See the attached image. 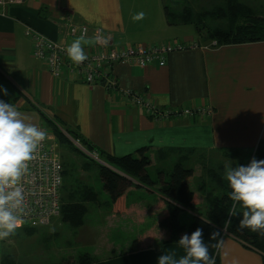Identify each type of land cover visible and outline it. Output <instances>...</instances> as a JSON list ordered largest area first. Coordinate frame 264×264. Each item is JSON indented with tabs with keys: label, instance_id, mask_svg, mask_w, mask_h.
<instances>
[{
	"label": "crops",
	"instance_id": "0c3cea01",
	"mask_svg": "<svg viewBox=\"0 0 264 264\" xmlns=\"http://www.w3.org/2000/svg\"><path fill=\"white\" fill-rule=\"evenodd\" d=\"M213 1L191 0L174 12L162 0H22L0 6V88L7 89V95L0 92V100L12 104L25 120L34 122L38 117L34 125H44L43 116L56 119L110 155L135 156L144 147L151 162L187 155L183 160L193 170L187 183L195 203L205 207L195 213L201 216L218 194L212 174L224 177L225 165L240 166L235 160L245 151L250 152L247 166L258 142L264 140V40L212 44L213 40L198 35L193 24L180 17L170 22L167 16L180 15L187 8L201 12ZM138 12H144L145 18L133 21ZM68 23L87 25L85 50L95 27L108 32L116 45L183 43L186 49L169 53L163 66L116 63L111 70L121 87L161 107H204L211 113L155 119L117 91L85 84L72 72L53 77L44 62L32 55L24 29L30 25L69 45L79 37L66 33ZM133 188L126 189L119 214L131 215L144 225L147 217L154 218L163 198L153 187L144 188L153 195L150 203L129 201ZM166 238L167 231L154 218L143 227L133 249L90 264H157L161 254L176 259L185 254L177 241ZM220 241V264H264L257 250L230 234L224 233Z\"/></svg>",
	"mask_w": 264,
	"mask_h": 264
},
{
	"label": "trees",
	"instance_id": "16d2710c",
	"mask_svg": "<svg viewBox=\"0 0 264 264\" xmlns=\"http://www.w3.org/2000/svg\"><path fill=\"white\" fill-rule=\"evenodd\" d=\"M167 16H169L170 22H175V18L177 17L183 18L184 21L182 22H189L194 25L198 35H202L208 40H215L219 45L264 40V17L257 15L251 6L239 0H225L222 5H217L210 10L193 12L187 8L180 15L169 13ZM209 17H222L227 22L225 26L209 27L205 24V20ZM187 18H191V20ZM43 124L42 126L48 128L55 136L59 146L63 145V147L77 152L79 155L87 158L88 161L94 163L102 183V189L109 196V202L107 203L110 208L112 206L115 211L123 208L124 192L128 187H135L140 184L146 189H153L155 187V190L163 199L160 200L161 206L154 209V218L158 226L167 231V242L178 241L182 235H190L197 228H200L203 232V241L208 246L209 254L215 258V264H220L218 248L214 245L220 241L224 233H227L241 241L244 246L257 250L261 254L262 261L264 262V231L253 232L247 228L243 230L238 228L239 219L242 215L239 205L237 206L238 215L231 217L230 224L227 222L229 219L228 212L232 202L227 198L230 189L223 176L216 173L212 174L217 179L220 194L214 196L204 214L198 216L195 214L197 212V204L194 199V191L187 183V179L192 176L193 170L183 165V158L187 155H181L173 164L171 171L167 174L158 170L157 178L153 179L146 169L151 163V158L146 154L147 149L145 147L138 149V155L136 156L130 154L114 156L96 149L79 132L61 124L56 119L53 120L43 116ZM68 137L77 140L86 150L96 151L102 163L87 157L85 153L73 145ZM60 157L63 171L60 187L59 215L62 217L63 222L72 226H79L82 224L86 209L80 202L65 201L64 203L62 189L66 182L67 170L66 162L64 163L62 159V153ZM253 158L264 160V140L258 142ZM128 178H131L137 184H134ZM81 199L83 201L98 203L96 192L88 187H85L82 191ZM185 209L194 214L190 217L191 220L188 223H180L178 220L179 213ZM35 229L38 228L22 226L16 229L14 234L7 239L16 237L22 231L30 233ZM223 231L225 232L223 233ZM213 232H219V236L216 239H210ZM94 261L96 259L92 255L83 253L76 260L63 259L52 264H90ZM0 264L11 263L8 257L4 255L1 258Z\"/></svg>",
	"mask_w": 264,
	"mask_h": 264
},
{
	"label": "rangeland",
	"instance_id": "374dc122",
	"mask_svg": "<svg viewBox=\"0 0 264 264\" xmlns=\"http://www.w3.org/2000/svg\"><path fill=\"white\" fill-rule=\"evenodd\" d=\"M191 0H162V3L171 11H177L181 6L190 5ZM251 6L252 10L260 16L264 17V0H239ZM225 0H215L207 10L217 5H222ZM226 19L207 18L206 26H225ZM201 25V23H200ZM199 26V25H198ZM21 117L24 115L20 112ZM37 117V121L39 122ZM28 123L35 124L29 118L25 120ZM68 139L79 150L80 147L70 137ZM59 146V145H58ZM61 148V149H60ZM62 159L66 162V182L62 189L64 203L80 202L84 205L86 213L83 216L82 224L72 226L62 221L60 215L52 217L51 223L33 230L30 233L22 231L16 237L2 240L0 242V261L6 255L11 264H52L63 259L76 260L81 254L88 253L92 255L96 261L97 258L105 256H113L121 254L137 243V236L142 232L145 225L152 222L153 217H147L144 225L135 222L131 215H120L119 211H115L112 206L110 208L109 196L102 189V183L99 179L97 167L94 163L88 161L87 158L79 155L77 152L59 146ZM86 155V154H85ZM149 155V154H148ZM250 152H243L242 156L235 161L246 166L249 160ZM136 156V155H135ZM89 157V156H87ZM179 156H172L162 163L161 161L152 160L146 167L147 172L153 179L157 178V171H163L166 174L171 171L173 164L178 160ZM90 158V157H89ZM92 159V158H90ZM95 160V159H94ZM239 163H235V167ZM185 167L189 166L188 162H184ZM191 166V165H190ZM137 184L131 178H128ZM85 187L91 188L96 192L98 203L91 201H83L81 199L82 191ZM129 188V187H128ZM194 189V188H193ZM218 195L219 189H216ZM198 192H200L198 190ZM211 193L216 191L212 190ZM207 193V192H206ZM125 194V192H124ZM128 200L141 201V203H150L154 200L152 194H146L143 185L135 186L127 195ZM67 202V203H68ZM205 207H198L201 213ZM187 210L179 213V222L188 223L191 218ZM160 228V227H159ZM225 232V231H223Z\"/></svg>",
	"mask_w": 264,
	"mask_h": 264
},
{
	"label": "built area",
	"instance_id": "2783aa9c",
	"mask_svg": "<svg viewBox=\"0 0 264 264\" xmlns=\"http://www.w3.org/2000/svg\"><path fill=\"white\" fill-rule=\"evenodd\" d=\"M21 1L0 0V6L13 5ZM66 28V33L70 36H83L84 38L88 36L87 25L68 23ZM24 32L30 39L32 55L43 61L47 70L55 78L62 75L64 71L72 72L81 77L85 84H99L104 88L117 91L119 95L143 108L147 115L155 119L163 120L170 117L192 116L195 113L202 115L211 113V109L204 107H161L148 97L129 88L121 87L111 70L116 63L133 64L140 67L149 64L163 66L169 53L186 49L181 42L150 46L116 45L112 42V37L108 32L100 27H95L91 34L92 41L89 49H84L88 59L77 66L67 57L65 49L68 44L65 42L53 40L30 25L25 26ZM104 40L107 43H104ZM211 43L217 44L215 40ZM36 126L46 130L48 135L35 154V159L29 162L28 173L21 182L26 198V211L22 226L31 228L46 226L51 223L52 217L59 215L63 171L60 150L55 136L46 127ZM73 141L87 156L102 162L96 151H88L77 140Z\"/></svg>",
	"mask_w": 264,
	"mask_h": 264
},
{
	"label": "clouds",
	"instance_id": "9594fccd",
	"mask_svg": "<svg viewBox=\"0 0 264 264\" xmlns=\"http://www.w3.org/2000/svg\"><path fill=\"white\" fill-rule=\"evenodd\" d=\"M131 18L140 21L145 18V13H135ZM84 43L81 36L65 49L69 60L77 66L88 59ZM0 92L7 95V89L0 88ZM47 135L46 130L26 122L12 104L0 100V240L7 239L24 223L26 198L21 182L28 173L29 162L35 159ZM224 179L230 189L227 198L232 202L227 222L230 224L231 217L238 215L239 205L242 215L238 228L264 231V160L253 158L247 166L225 165ZM202 236L200 228L190 235H182L177 244L185 254L178 259L161 254L157 264H215ZM217 236L219 232H213L210 239ZM222 243L219 241L214 246L219 248Z\"/></svg>",
	"mask_w": 264,
	"mask_h": 264
},
{
	"label": "water",
	"instance_id": "95a60500",
	"mask_svg": "<svg viewBox=\"0 0 264 264\" xmlns=\"http://www.w3.org/2000/svg\"><path fill=\"white\" fill-rule=\"evenodd\" d=\"M102 163V162H101Z\"/></svg>",
	"mask_w": 264,
	"mask_h": 264
}]
</instances>
